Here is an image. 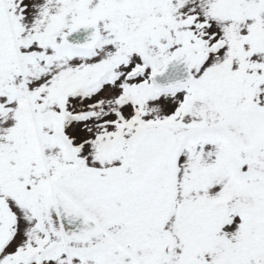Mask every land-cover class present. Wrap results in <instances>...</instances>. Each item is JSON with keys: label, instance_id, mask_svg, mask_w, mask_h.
Listing matches in <instances>:
<instances>
[{"label": "snow or ice", "instance_id": "1", "mask_svg": "<svg viewBox=\"0 0 264 264\" xmlns=\"http://www.w3.org/2000/svg\"><path fill=\"white\" fill-rule=\"evenodd\" d=\"M0 264H264V0H0Z\"/></svg>", "mask_w": 264, "mask_h": 264}]
</instances>
